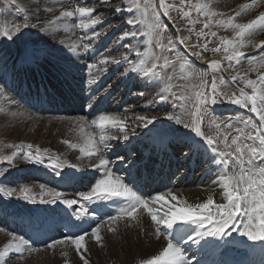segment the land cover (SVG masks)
I'll return each instance as SVG.
<instances>
[{
  "label": "rangeland",
  "instance_id": "374dc122",
  "mask_svg": "<svg viewBox=\"0 0 264 264\" xmlns=\"http://www.w3.org/2000/svg\"><path fill=\"white\" fill-rule=\"evenodd\" d=\"M139 2L143 7L145 0H139ZM153 2L156 4L157 12L159 13L156 19L162 26H166L164 27L162 33V43L167 45L168 37H172L174 41L175 50L169 53L165 49L162 54L166 55L170 60L174 62L175 68L173 69L171 67H166L161 69L158 67L156 70L161 74L162 77H164L165 81L167 79V76H172V80L168 81V83L172 85V92L179 95L181 89L183 88L185 90V94L191 95L193 92L201 90L197 87L200 84V80L196 78H190L189 73L193 71H195L196 73L205 71L208 73L206 79L208 80L209 87L203 89V91L208 93L211 92L210 85L212 77L216 76L217 82L220 78H224L226 81V86L218 84L219 90L221 92L227 93L228 95H231L233 92H235L237 95H239V89L244 88L247 93L251 94L252 90L250 88H245L244 83H242L239 79L233 82L231 77L233 75H236L237 73H239L241 76H244L245 73H247L246 78L255 80L257 78L258 72L264 73V67H259V65L256 63H254L253 65L248 64L249 58L256 57L257 60L260 59L259 45L261 40L264 41V38L262 36H259V33H264V30L257 31L251 37L245 38V47L240 48V51L244 55L240 58L239 63H237V61L235 60L232 61V67H229L230 62L225 59L226 54L223 52V48H221V51L218 53H214L212 51L213 48H216L220 45L221 37L228 39H233L235 37V32L233 31V29L218 27L216 25V21H226L229 17L234 16L235 12L240 11L238 7H240L242 4L250 3L251 0H208L211 5L212 11L217 13V15L211 17L212 23L210 28L208 29L203 28V24L207 22L208 18L203 15H199L195 8L189 7L188 3L181 4L180 0H165L166 5L168 6L167 18L164 14L165 9L159 6L160 0H153ZM190 2L192 5H194L198 2V0H190ZM200 2H202V0H200ZM263 3L264 2H261L258 7L252 8L247 11L256 10L257 12H259L261 8L260 5H262ZM52 6H54V11L51 8ZM76 6H78L77 0H16L15 5L11 4V0H0V27L7 26L11 29L13 25H21L20 32L13 31L11 39L0 36V54L2 51V56L9 58L14 56V51H17L16 54L19 53L20 55V52H22L21 50L27 48L25 49L26 55L24 54V59L29 63L25 67H17L18 70L10 73V76L17 77L16 80H10L9 78L5 79L1 74L2 65H0V90H2L0 91V96L3 95V92H6V99L4 101L7 102L13 98H19L14 93L16 91H19L18 89L25 88L26 86L34 87L36 91L29 93L28 98L21 97L20 101L31 109H37L35 112H32L22 108L20 105H16V107H14V110L17 113L22 114L25 111L33 114L37 118L34 119L35 122L28 123V130H23L22 128H20L15 131V127H13L14 125H16L15 122H13V124L11 125V129H9V127L8 129L3 130V132L1 133L2 136L0 135V155H11L13 151H17L15 147H7V145H23L24 150H29L28 146L30 145L31 150L33 151H35L36 148H39L41 150L47 149L48 154L54 156L59 155L56 153L59 152V150L63 146H67L69 149L80 152L79 149L80 147H83V145L82 143L77 144L76 142L80 141L75 140L81 139L85 136V134L87 135L89 132L93 134L96 132L98 135V141L99 133L94 126L92 128L85 126L84 133H81L79 130V117H85L86 121H91L98 118L99 115L105 114V111L103 110L102 112H98L89 107L87 105V101H85L83 97L78 98L79 92H76L75 86L78 87V85L81 84V82H77V80H82L83 78H85L86 81V79L89 77V69L87 68V65L95 64L97 67H100L102 71L110 70L111 68H107L109 66H112L113 68V66L118 65L119 71H117V73L122 74L124 72V69L128 67L127 63L121 60V54L128 51L123 47V45L126 43L133 44L142 52L155 51L157 55L161 54V49L156 47L154 40L152 45H148L146 43V41L149 39L147 35V25L153 20L151 8H149V14L145 23H136L132 25L127 23L128 19H136L137 17H139L141 20L144 19V17H142L138 10L133 6V0H109V2L106 4L100 3L99 0H79V6L95 7L93 16L100 14L102 21L101 23L93 26V28L83 30L77 26L78 14L76 17H62L60 18L61 20L57 19V17H60L59 15H57L58 11L62 10L63 8V11H72ZM117 7H120L121 11L117 12L115 10ZM129 7H132V11H128ZM20 8H23L24 11H18V9ZM178 8H181L183 12L191 11V17H184L182 12L177 10ZM245 12L246 11L243 12L245 15L241 12V15L239 17H235L236 23H247L250 21L251 16ZM25 16L28 17L27 23L30 25L28 28L22 27V25L25 23ZM190 19L197 22L193 25L189 22ZM109 24L111 26H109ZM31 25H36V27H31ZM189 29H192V31L190 32ZM202 29L205 33H207V35H197L201 32ZM93 31L99 32L100 35L98 37H94ZM124 31H135L138 33V35L136 38L127 37L121 40L120 36ZM212 31H215L217 33L216 37L211 36L210 33ZM256 33H258V36L256 35ZM105 36L109 40L107 44H102L104 45V48L103 46H98L99 42H101ZM85 37H87V39H85ZM180 37H187L188 39L185 41V43L181 44L179 43ZM85 43L90 44V47L87 50L83 49V44ZM205 43H207L206 51H204L202 48ZM61 44H63V48H61ZM108 44L110 45V47L116 45L118 48L114 52L102 53L105 48H108L106 46ZM44 46L50 47L49 51H44ZM73 46H76L77 50L75 52L72 50ZM94 47L97 48L95 49V51L93 50ZM144 47L146 49H144ZM99 50L101 51V53ZM197 52H200L201 55H196L195 53ZM37 54H39L38 59L31 58L36 56ZM78 54H82L80 57L81 62L78 63L79 65H76L74 64V61L78 59ZM99 54L102 55L100 57H114L116 60H120L121 63L117 64L110 60L104 67L102 66V64H100L101 61L98 62L100 58H97V56ZM130 54V59L136 61L137 57L135 56V53L133 52ZM176 57L182 58L181 61H177ZM212 60L219 61L220 66L215 70L209 68V63ZM162 62L163 61H160V63ZM181 62H186L187 65L183 72H181L180 70ZM137 66L139 65L137 64ZM47 67H49L50 69H47ZM97 67L92 70V72L96 73V76L101 73L98 71ZM250 67L257 69L258 71H249ZM69 69L70 72L67 71ZM79 73L82 75H79ZM69 79L71 82H73V84H66V81ZM145 80L156 82L157 84L156 86H154V89L157 90L151 91L149 88H145L144 86H142L143 77L137 78L135 81V83L138 85V92H136L135 94L137 98L135 102L130 105L131 108L129 107L130 109L128 110L129 112L127 114L121 116L119 115L121 119L125 120L128 129V139L135 136L143 137L147 135V132L145 131L147 127H145L142 122L136 119L137 116L143 115L149 118L155 116L157 118L155 123H159L160 120L167 118L168 114H172L173 116H181L185 120V122H188V117H185L183 115L184 110L181 107V101L175 100L168 92H164L168 97L167 100H162V102L158 100L160 97L159 94L162 92V89L164 87L163 81L153 77H145ZM151 81H149L148 84H150ZM57 86H60V91L64 92L57 94V92L55 91V88ZM79 86H82L83 89L86 88L85 85ZM141 90L145 93L149 92V96H147L145 100L143 95L141 94ZM54 92L56 94L52 96ZM99 94L100 93H98V96ZM55 96H58L59 101L53 99ZM44 97H46L44 100L47 102V105L53 108L50 111H44L43 108L45 107V104L43 105L39 101ZM22 100H24V102H22ZM49 100H51V102H49ZM141 100L143 101L140 102ZM88 101H90V99H88ZM142 103L144 104L145 108L142 107L139 109V106H141ZM73 104L77 107L76 109L70 110L71 107H73ZM66 107H69L68 113L59 112V109ZM250 107V105L248 107H241L239 105L232 104L223 96L219 97L215 104H212L209 100L206 106L207 118L204 123L215 119L218 123L221 124L222 128H226L227 123H233L234 127H240L241 125L237 122L238 117L241 119L258 120L256 114L250 111ZM55 108H58V110L55 111ZM108 113H112L111 110ZM231 114H236L238 116L235 119L231 117L226 120H219L222 116H230ZM8 115V113H5L4 117H8ZM4 117H2V119ZM10 118L11 116L8 119L4 118V121L2 120L3 123L5 121L7 122V120H9ZM170 122L177 124V126L181 125L176 123L174 119H170ZM183 129L185 128L182 127V130ZM204 130L207 131L206 128ZM13 131L15 132V135H13L11 139L10 136ZM184 133L187 135L191 134L190 139H196L190 129H186ZM232 135H235L234 131H232ZM119 137H121L119 138V140H124L122 134L119 135ZM5 138H7L8 141ZM65 140L69 141L70 144H75L76 147L73 148L70 146V144L63 143L62 141ZM125 153V149L120 150V154ZM138 154L143 155L144 153L138 151ZM60 156L59 158L61 160H65ZM178 157L180 161L179 165L183 166L186 160L182 158L180 152H178ZM153 159H155L154 156L150 157V161H152ZM84 161L85 159H78L75 161H73L72 159V164L76 165L75 169H71L66 166L65 171L74 172L77 179H75L70 185L63 182L64 184H66V188H63L65 187V185L61 184V178L59 176H56L54 171L49 167L29 163L22 158L15 159L11 165H9L7 161L0 160V188H14L17 190L16 194L11 197L6 196L3 192H0V228L5 229V231L0 232V250H3V245L10 240V237L7 236H9L8 233L11 232V230L7 228V225L10 224L9 218L1 216V212L5 209H9L14 212H27L28 210V212L31 213L32 211H34L35 214H37L39 220L43 217L48 220L49 217L54 216V214L56 215L53 220L50 219L47 221L43 219L44 228L45 226L47 227V230L45 232L41 233L38 237H35L34 234L30 235L34 240L46 239V241L41 246L37 245L38 247L36 248L40 249L39 251L24 252L22 258H19V254L15 252L9 253V256L6 259V264H45V260H36L37 257H39L42 253H46L50 250L45 247V243H51L54 239L64 240L66 237L64 236V231H66L67 228H64V226H60L58 223L59 221L56 222L55 220H57V218H61L63 220L67 218V214L58 211L56 208L58 207L59 210L63 209L65 211H72V209H68L66 205L59 202L55 204H45L40 203L39 198H37L35 201L25 199L19 192V189L22 187H28L32 189L33 193L38 194L40 192L39 185L43 183L49 188H56V190L61 191L66 198L80 199L79 194L85 191H90L91 185L95 183L94 178L96 177V170H98L91 168ZM45 163H48L47 158H45ZM222 170L223 169L221 166L219 169V173L222 172ZM49 173H52V175L50 174L51 177H49V179L47 180ZM215 173L216 171L209 175L206 180H204V183L201 184L200 182L197 186L194 185L190 187L186 184V190H188L189 188L190 191L188 192L193 194L191 195V198L195 201V204L204 202L210 195L214 198L215 202H217L216 200H218L220 196H224L222 182H219L218 178L217 180L216 178H214ZM118 175H124L123 168L118 169ZM179 175H181L182 180H184L185 178L187 180L191 178V175H185L183 172H181ZM158 181L159 178L154 179L152 181L153 185H157ZM215 183L217 184V186H215ZM129 186H136V184L130 183ZM176 187L178 186L173 185L172 188H169L167 192L161 193L167 198V200H170L168 193L170 191H173V189ZM215 187H220L222 191L212 192ZM182 188L183 186L178 187L176 190H181ZM172 193L174 194L175 191ZM142 195L150 198L153 195H158V193L154 192L151 195L148 193H142ZM176 196L183 200L180 195ZM224 200L225 198L223 197L221 198L220 202H224ZM111 201L112 200L102 201L100 203L99 201L94 200L93 202L95 203V205H93V207L86 205V207L88 208V213L84 217H94L95 215H97V211L102 212L104 205L108 204ZM84 203L86 204L87 202ZM171 203H176V201H171ZM164 206L165 207L163 208V210L167 207V205ZM152 207L162 210L161 204H155L152 205ZM142 211L143 209H140L137 212L136 217H139L140 214L141 216L144 215V211ZM78 221L80 220L76 221L75 219L71 222L77 223ZM128 222H131V220L129 219ZM150 225L154 226L151 222ZM75 226L76 225H73V228ZM111 227L114 229V231H109V226L106 228H101L100 235L102 237L101 241L103 243L118 238V225L114 223ZM14 228L19 231L20 225H17ZM54 231H57V235L55 237L53 236ZM32 232H34L33 229ZM90 233L91 231H89V236L85 238V244L88 247L89 251H91L92 253V251H95L96 245L98 243L91 237ZM26 235L27 233H23V231L20 232V234L17 233V237H25ZM184 239L186 240L187 238L184 237ZM56 246L57 247L53 248V250L60 248L59 245ZM73 247L74 246L70 247L69 249L71 253L74 252L72 256L76 258L78 257V254L75 250L72 251ZM90 247L93 248L90 249ZM45 249L47 251H45ZM53 250H50V254L54 257ZM154 250L156 252L150 254V256L147 254L148 256L145 259L150 258L152 255L158 254L160 248L157 245H154ZM191 250H193V248H190L189 252L186 251V254L190 259H192V261H194V259L197 258L195 256L192 257L190 253ZM208 251L209 249H207V252ZM61 257L62 256H59L60 259ZM88 257L89 256H87L86 253V258L89 260V264H93L94 261L90 259L91 257ZM210 257L211 256H208L206 260H208ZM63 259L65 258L63 257ZM74 262L75 261L70 257V259L68 260L61 259L59 264H73ZM104 262L106 264H112L108 260H104L103 264H105ZM128 264L132 263L128 262Z\"/></svg>",
  "mask_w": 264,
  "mask_h": 264
},
{
  "label": "snow or ice",
  "instance_id": "6c2138e0",
  "mask_svg": "<svg viewBox=\"0 0 264 264\" xmlns=\"http://www.w3.org/2000/svg\"><path fill=\"white\" fill-rule=\"evenodd\" d=\"M99 2L106 4L109 0H99ZM180 2L181 4L188 3L189 7L195 8L199 15L207 17V22L203 24V28H210L212 23L211 17L217 15V13L212 11L208 0H202V2L198 0L194 5L191 4L190 0H180ZM261 2H264V0H251L250 3L242 4L240 6L241 10L235 12V15L229 17L226 21H216L218 27L231 28L235 32L233 39L221 37L220 45L212 49L214 53H218L223 48V52L226 54L225 59L230 62L229 67H232L231 62L234 60L239 63L240 58L244 55L240 51V48L245 47V38L251 37L257 31L264 30V12H260L254 19H251L247 23H236L235 17H239L243 11L258 7ZM11 4L15 5L16 0H11ZM77 5L72 11L61 12L60 17H57V19L62 17H76L78 14L77 26L83 30L93 28V26L102 22L100 14L93 16L95 7L79 6V0H77ZM133 6L144 19L141 20L139 17L136 19H128L127 23L132 25L145 23L149 14V8H151L153 20L147 25L149 39L146 43L152 45L154 40L156 47L161 49V54L157 55L155 51L142 52L133 44H124L123 47L128 51L121 54V60L126 62L128 67L124 69L122 75L126 73H137L142 74L146 78L153 77L159 79L164 82L162 92H168L175 100L182 102L183 115L188 117V122H185L181 116H173L172 114H168L167 118L174 119L176 123L181 124L185 129H190L196 139L175 137L174 141L180 147L182 158L190 162L196 157L203 158L205 151H211L212 162L218 167L222 166L223 169L217 175L219 182H222L226 202L216 203L210 195L204 202L190 204L186 200L178 198L171 191L168 193L170 200H167L163 194L153 195L150 198L138 194V189L134 190L133 186H129L131 181L126 183L122 177L116 176L108 167L110 161L100 155L99 145L107 147V140L117 139L121 134L125 140L128 139V129L125 120L121 119L120 116L107 114H101L98 118L91 121H86L85 117L78 118L81 133H84L85 126L89 128L94 126L99 132L98 141L95 139L94 134L89 132L85 146L79 149L81 153H85L89 158H98V165L93 166L98 169H104L103 178L97 179L91 185L90 191L80 193V199H70L66 198L56 188H49L41 183L38 194L33 193L32 189L28 187L20 188L19 192L23 195V198L32 201L39 198L40 203L55 204L59 202L64 204L68 209H72L70 215L74 216L76 220H81L88 213V208L84 202L91 203L94 200L110 201L112 198H123V202L117 206L115 214H107V221L101 218L97 221L96 226L91 228L90 235L97 243L102 240L100 230L105 223L109 224V231H114L110 226L111 224H114L124 217L135 220L137 212L143 209L150 217L151 223L155 226V237L158 240L160 237H163L166 241V246L158 254L152 255L147 259H140L138 264H193L192 259L186 255L184 244L188 241L199 244L205 237L223 239L226 236H231L233 232H238L240 236L246 237L249 241L264 242V73L258 72L255 80L246 78L247 73L244 76H241L239 73L233 75L231 77L233 82L239 79L244 83L245 88H250L252 91L249 94L244 88H240L239 95L235 92L228 95L227 93L221 92L218 87V84L226 86L224 78H220L217 82L216 76H213L210 85L211 92L208 93L203 91V89L209 87L208 80L206 79L208 73L205 71H200L199 73L193 71L189 73V77L200 80V84L197 87L201 90L188 95L185 94V90L182 88L180 94L177 95L172 92V85L168 83V81L172 80V76H167L165 81L164 77L156 71L158 67L161 69L166 67L175 68L174 62L162 54L165 49L169 53L175 50L173 38H167V45L162 43V33L166 26H162L156 19L159 13L153 0H145L143 7L139 0H133ZM159 6L165 9L164 14L167 15L168 6L165 0H160ZM115 10L119 12L121 8L117 7ZM177 10L181 11L184 17H191V11L183 12L181 8ZM18 11L23 12L24 9L20 8ZM128 11H132V7H129ZM24 20L25 23L22 27L28 28L30 26L27 23L28 17L25 16ZM189 22L194 25L197 21L190 19ZM109 26L111 25L109 24ZM31 27H36V25H31ZM20 29L21 25H13L11 29L7 26L0 27V36L11 39L13 31L20 32ZM189 31L191 32L192 29H189ZM210 34L212 37L217 36L215 31H212ZM99 35V32L93 31L94 37H98ZM137 35L138 33L135 31H124L120 39L123 40L127 37L136 38ZM197 35L203 36L207 35V33L202 29ZM187 39V37H180L179 43L183 44ZM89 47V43L83 44L84 50H87ZM202 48L206 51L207 43ZM72 50L75 52L77 50L76 46H73ZM133 52L137 57L136 61L129 58V53ZM259 52L260 59L257 60L256 57L249 58V65L256 63L259 67H264V41L260 42ZM195 54L201 55L200 52ZM31 58L38 59L39 54ZM109 59L114 63H121L120 60L109 56H105L102 63H107ZM181 59L180 57H176L177 61H181ZM160 61L163 62L160 63ZM186 66V62L180 63L181 72L184 71ZM219 66V61L216 60H212L209 63V68L213 70ZM87 68L89 69V79L87 82L89 85L95 84L97 77L93 74L92 70L96 68V65L88 64ZM67 71L70 72V69ZM249 71L258 70L250 67ZM221 96L230 103L241 107H248L250 105V111L256 114L258 120L241 119L238 117L237 122L241 125L240 127H234L233 123H227L226 128H222L221 124L215 119L204 123L207 118L206 106L208 101L210 100L212 104H215ZM160 99L167 100L168 97L161 95ZM89 107H92V105H89ZM136 119L142 122L145 127L154 124L157 120L155 116L149 118L143 115L137 116ZM112 128L118 129V132L112 134L110 131ZM205 128L207 131L204 130ZM229 130L234 131L235 135H232V131ZM62 142L70 144L67 140ZM70 146L73 148L76 147L75 144H70ZM7 147H15L17 149L11 155H0V160L7 161L9 165L15 159L22 158L29 163L51 168L56 176H59L66 184L70 185L76 179L74 172L65 171L66 166L75 169L76 165L70 164L66 159L61 160L58 156L48 154L47 149L41 150L36 148L33 151L30 145L28 146L29 150H24L23 145H7ZM86 149L88 150L86 151ZM45 158L48 160L47 164L45 163ZM0 192L11 197L16 194L17 190L14 188H0ZM171 201H176V203H171ZM155 204H161L162 207L163 205H167V207L161 211L159 208L154 209L152 207ZM241 216L244 217L243 220L240 219ZM3 231L5 229L0 228V232ZM181 231L186 235V240L183 235H180ZM8 235L11 239L3 245V250H0V264H6L9 253L15 252L19 254V258H22L24 252H36L40 250L22 236L17 237L11 232ZM87 236H89L87 230H83L82 233H70L64 240L54 239L51 243H45V247L53 249L56 245L70 242L83 264H89V260L86 258V253L89 251L85 244V238ZM177 237H179L178 240Z\"/></svg>",
  "mask_w": 264,
  "mask_h": 264
},
{
  "label": "bare ground",
  "instance_id": "6f19581e",
  "mask_svg": "<svg viewBox=\"0 0 264 264\" xmlns=\"http://www.w3.org/2000/svg\"><path fill=\"white\" fill-rule=\"evenodd\" d=\"M54 6L51 7L53 11L55 10ZM260 7L261 8H260L259 12H257L256 10L245 12L251 16L250 20L254 19L260 12H264V3L262 5H260ZM238 9L241 10L240 7H238ZM63 10H64V8L62 10L58 11L57 15L60 16V13L63 12ZM256 35L258 36V33H256ZM259 36H262L264 38V33H259ZM108 41L109 40L105 36L102 39V41L99 42L98 46L100 45V46H103V48H104V45H102V44L103 43L107 44ZM106 46L108 48L107 49L105 48V50L102 53L114 52L118 48L116 45L110 47V45L108 44ZM49 48L50 47H48V46H44L43 50L49 51ZM61 48H63V44H61ZM25 49H27V48H25ZM25 49L21 50L22 52H20V55H19V53L16 54L17 51H14V53H13L14 56L9 57V58L2 56L3 52L1 51V54H0V56H1L0 65H2L1 74L4 76L5 79L9 78L10 80H16L17 77L10 76V73L18 70V68H20L22 66L25 67L26 65L29 64L24 59V56L26 55ZM95 49H97V48L94 47L93 50L95 51ZM144 49H146V48L144 47ZM100 53H101V51H100ZM81 55L82 54H80V55L78 54V59H76L74 61L75 62L74 64L79 65L78 63L81 62V59H80ZM130 55L131 54L129 53V58H130ZM100 56H102V55L99 54L97 56V58H100L99 61L98 60L97 61L98 62L101 61L100 64H102V66L105 67L106 63H102V61L104 60V57H100ZM145 59H147V57H145ZM110 60L111 59H109V61ZM20 61H21V63H20ZM99 68L100 67H97L98 71L101 73L98 76H96V73L93 72V74L97 77V82L95 84L89 85L87 82L89 79V77H88L86 79V81H85V78H83L82 80H80V79L77 80V82H81V84H79V85H85L86 86L85 89H83L82 86L78 85V87H77L74 85L76 87V92H79L78 98L83 97V99L85 101H87V105L88 106L92 105L91 108L94 109L95 111L102 112V110H103V111H105V114L115 115V116H119V115L121 116V115L127 114L129 112L128 110L131 108L130 105L132 103H134L136 98H137V96H135V94H136V92H138V85L135 83V81L139 77H143L142 86H144L145 88H149L151 91L157 90V89H154V86H156L157 83L149 80V81H151V83L148 84L149 81H146L145 77L142 74H137V73H126L123 75L118 74L117 73V71H119L118 65L113 66V68H112V66H109L107 68L108 69L111 68V69L106 70V71H101V68L100 69ZM257 68H259V67H257ZM47 69H50V68L47 67ZM79 75H82V74L79 73ZM126 82H128V83H126ZM129 83H131V84H129ZM66 84H73V82H71L69 79L66 81ZM60 88H61L60 86H57L55 88V91L57 92V94L64 92V91H60ZM18 90L19 91H16L14 93L19 98L16 97V99L13 98V99L5 102L4 100L6 99L7 93L3 92V95L0 96V109H2V111H0V135L1 136H2L1 133L3 132V130L8 129L9 127H10L9 129L12 128L11 125L13 124V122L16 123V125L13 126V127H15V129H14L15 131H17L20 128L25 130V129L29 128V127H27L28 123L35 122L34 119L37 118L33 114L25 112L24 110H23L24 113H22V114L17 113L14 110V107H16V105H20L22 108L27 109V110L32 111V112H35L37 110V109H31L30 107L21 103V101H20L21 97L28 98L29 93L35 92L36 91L35 88L30 87V86H26L25 88H21ZM98 93H100L99 96H98ZM161 93H162V95L166 96V94L164 92H161ZM161 93L159 94V96H161ZM54 94H56V93L54 92L52 94V96ZM75 94H77V93H75ZM141 94L143 95L144 100L146 99L147 96H149V92L145 93L142 90H141ZM45 98L46 97H44L41 100H44ZM53 99L59 101L58 96H55ZM88 99H90V101H88ZM158 100H160L162 102L160 97ZM142 101L143 100H141L140 102H142ZM22 102H24V100H22ZM76 107L77 106H75L73 104V107H71L70 110L76 109ZM142 107L145 108L143 103L141 104V106H139V109ZM46 108H52V107L46 106ZM54 110L57 111L58 108H55ZM68 110H69V107H66L63 109L61 108V111L64 113L68 112ZM110 110L112 113H108ZM70 112H73V111H70ZM5 113L9 114L8 117H4ZM10 116H11V118L9 120H7V122L5 121L6 123L5 122L3 123V121H4L3 119L4 118L8 119ZM237 116L238 115H236V114H231L230 116H222L219 120H226V119L231 118V117L235 119V118H237ZM2 117H4V118L2 119ZM87 120H91V119H87ZM182 127H183L182 125L177 126V124L170 122V119L165 118L163 120H160L159 123H154L152 125H148L147 128L145 129V131L147 133L150 132V134L154 133L156 136H161L164 139V141L170 143V141L171 142L174 141L175 137L190 138L191 134L186 135L184 133L186 129L182 130ZM110 131L112 134H116L118 132V129L112 128V129H110ZM170 132L175 137H171L169 139V133ZM13 135H15L14 131H13V133H11V136H10L11 139H12ZM97 136L98 135L95 132L94 137L96 140H97ZM119 138H121V137H118L117 139L107 140V147L99 145L100 155L103 158L108 159L110 161V164L108 166L109 169L111 171H113L116 176L122 177L125 180V182L128 183L129 182L128 178L130 177V174L127 172V171H129L128 167H133V163L136 161H139L135 157H133V153L135 152V149L137 148V146L140 144L145 146V147L150 145V144L157 145L158 140L156 138L149 139L146 136H143V137L135 136V137H132V138L127 139V140H125V139L119 140ZM5 139L8 141L7 138H5ZM86 139H87V135L85 134L84 137H82L81 139H76L75 141H80V142H76V143L77 144L82 143V145L84 147ZM122 149H125V151H127V152L130 151V154L127 156H123V154H120V150H122ZM209 153H211V151L207 150L206 152H204L203 158L196 157L193 159L192 162L186 163L185 166H183L181 168L183 170V172L187 173L186 175H192V178L189 179L188 186H190V187L194 186V185L197 186L198 183H200V181H202V183H204V180H206V178L209 175H211L214 171H216L214 178H216V180H217V178H218L217 173H219V169L221 166L218 167L213 162H211L212 161V159H211L212 153L211 154H209ZM56 154H59L58 157L61 155L60 157L66 159L70 164H72V159H73V161L78 160V159H85L84 162H86V164H88L91 168L98 169V168L93 166V165H98V163H99L98 158H96V157L89 158L85 153H81L79 151H74L73 149H69L67 146L61 147L59 152H57ZM130 157L135 159L132 161V164L129 166H123L124 164L129 162ZM141 161H142V159H141ZM141 161H139V162H141ZM144 162L148 163V159L145 160ZM185 162H187V161H185ZM168 164L169 163H167V162H162L161 160H159L158 164H156L157 166L155 165L154 168L157 167V170L160 168L165 169ZM120 167H124V169H126L124 175H118V169ZM96 171H97L96 177L94 178L95 181L97 179L103 178V176H104V169L103 168H99ZM167 171L170 174V178H171L172 182H170V184L167 185L166 189H164L163 191L167 192L169 187L172 188L173 185H177L178 187L183 186V188L181 190H176L178 188V187H176L171 192L175 191V193H174L175 195H180L183 198V200H186L190 204H195V201L191 198V195H193V194L188 192V191H190L189 188H188V190H186V184L185 183L188 181H186V179L182 180V178H180L175 173V171L173 169H169V167L167 168ZM50 174L52 175V173H49V175ZM49 175L47 177V180L49 179V177H51V175L50 176ZM168 181H170L169 178H168ZM61 184H64L63 181ZM136 184H138V182H136ZM64 185H65V187H63V188H66V184H64ZM184 185H185V187H184ZM215 186H217V184ZM82 188H85V187H82ZM155 188H156V185H155ZM155 188H154V190H155ZM212 188H211V190H212ZM155 191H157V190H155ZM214 191H222V189L220 187H215L212 190V192H214ZM147 192L150 193L149 188H148ZM161 192H162V190L159 189L156 193L162 194ZM223 197L224 196H220V198L218 200H216L217 201L216 203H225L226 200H224V202H220L221 198H223ZM115 199L117 201L120 198H115ZM115 199H114V203L116 202ZM99 202L101 203L102 201H99ZM114 203H112V204H114ZM86 205L93 207V205H95V203L94 202H91V203L87 202ZM109 205H111V204H109ZM109 205L105 207L104 212L99 211L95 217H91V218L85 217V220H83V219L80 220L82 222V224L84 225L85 230H87L88 232L91 231V228L95 227L97 221H99L101 218H103V220L107 221V214L105 211H106V208L109 207ZM164 207L165 206L163 205L161 211H163ZM56 209L58 211L64 213V214H67V218H65V219L62 220L61 218H57V220H55L56 222L59 221L58 223L60 226H66L67 224H69L70 227L66 230V233L64 236H67L70 233H81V232H77L76 230L73 229V225H79V224H81V222H77V223L71 222V221H74L76 219L74 216L70 215V213L72 211H65L63 209L59 210L58 207ZM113 214H115V212ZM143 214L144 215H142V216L140 214V216L136 217L135 220L130 219L131 222H128L129 218H127V217H124V218L116 221L115 224L118 225V231H119V234L117 235L118 238H115V240L107 241L106 243H103L101 241L96 245L95 251H92V253H91V251L87 252V256L91 257L90 259L92 261H94L93 264H103L104 260L105 261L108 260L112 264H128V262H131L132 264H138L140 259H145L148 255L150 256V254L156 252L154 250V245H157L160 248L159 251H161L162 248L164 246H166V241L163 237H160L159 240L155 237V235H154L155 227L150 225V222H151L150 217L148 216V214L145 211L143 212ZM1 216L9 218L10 224L7 225V228L10 229L11 232L13 234H15L16 236H17V233L20 234V232H22V231H23V233L26 232L27 235L24 238L29 240L33 246H35V247H38L37 245L41 246L46 241V239L34 240L30 236L31 234H34L35 237H38L41 233H43L47 230L46 226L44 228V222H43V219L47 220L45 217H43L42 219L39 220L37 214H35L34 211H32L31 213L28 212V210H27V212H20V211L14 212V211H11L9 209H5L4 211H2ZM55 216L56 215L54 214V216L49 217L48 220H50V219L53 220V218H55ZM240 219L243 220L244 217L241 216ZM17 225H20L19 231H17V229L14 228ZM108 226H109V224L105 223L101 228H106ZM110 226H112V224ZM190 227H194V226H190ZM32 229L34 230V232H32ZM56 235H57V231H54L53 236L55 237ZM180 235H183L184 237H186V235L184 234L183 231L180 232ZM2 237H4V236H2ZM7 237H10V236H7ZM10 239H11V237H10ZM178 239H179V237H177V240ZM101 244H102V246H101ZM59 246H60L59 249H54V250L52 249L53 253H54V257H53V255L50 254L51 249L49 251H47L45 249V251H47V252L42 253L43 255L41 254L39 257H37L36 260H38V259H40L42 261L45 260V262H44L45 264H59L61 259L62 260L67 259L68 260L71 257V259H73L75 261L73 264H83V262L79 259V257L74 258L72 256V254H74V252L71 253V251L69 249L70 247L73 246V245H71L70 242L60 244ZM183 246L186 248V251H188V252H189L190 248H193V250H191L190 253H191L192 257L195 256L197 258V259H194L193 264H197V262H199V264H264V242L249 241V240H247L246 237L240 236L238 232H233L231 234V236H226L225 238L220 239V240H219V238L205 237L204 240H201L199 244H194L191 241H188ZM55 247H57V246H55ZM92 248L93 247H90V249H92ZM207 249H209L208 252H207ZM74 250L75 249L73 247L72 251H74ZM59 256H62L61 259L59 258ZM208 256H211V257L208 260H206V258ZM63 257L65 259H63Z\"/></svg>",
  "mask_w": 264,
  "mask_h": 264
}]
</instances>
